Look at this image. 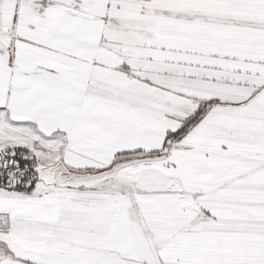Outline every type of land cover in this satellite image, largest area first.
I'll return each mask as SVG.
<instances>
[{
	"label": "snow or ice",
	"instance_id": "6c2138e0",
	"mask_svg": "<svg viewBox=\"0 0 264 264\" xmlns=\"http://www.w3.org/2000/svg\"><path fill=\"white\" fill-rule=\"evenodd\" d=\"M0 264H264V0H0Z\"/></svg>",
	"mask_w": 264,
	"mask_h": 264
}]
</instances>
